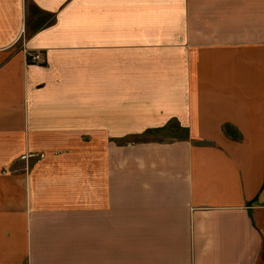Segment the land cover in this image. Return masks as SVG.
I'll list each match as a JSON object with an SVG mask.
<instances>
[{
    "label": "crops",
    "instance_id": "obj_1",
    "mask_svg": "<svg viewBox=\"0 0 264 264\" xmlns=\"http://www.w3.org/2000/svg\"><path fill=\"white\" fill-rule=\"evenodd\" d=\"M0 264H264V0H0Z\"/></svg>",
    "mask_w": 264,
    "mask_h": 264
},
{
    "label": "built area",
    "instance_id": "obj_2",
    "mask_svg": "<svg viewBox=\"0 0 264 264\" xmlns=\"http://www.w3.org/2000/svg\"><path fill=\"white\" fill-rule=\"evenodd\" d=\"M29 59L32 62H40L43 61V57L41 53L29 54Z\"/></svg>",
    "mask_w": 264,
    "mask_h": 264
},
{
    "label": "rangeland",
    "instance_id": "obj_3",
    "mask_svg": "<svg viewBox=\"0 0 264 264\" xmlns=\"http://www.w3.org/2000/svg\"><path fill=\"white\" fill-rule=\"evenodd\" d=\"M229 131V130H228ZM161 132H163V131H161ZM153 133H159V132H153ZM157 135V134H156ZM162 136V135H161Z\"/></svg>",
    "mask_w": 264,
    "mask_h": 264
}]
</instances>
